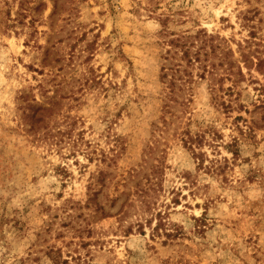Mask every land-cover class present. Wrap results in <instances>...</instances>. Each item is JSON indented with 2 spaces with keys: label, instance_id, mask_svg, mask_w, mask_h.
<instances>
[{
  "label": "rangeland",
  "instance_id": "374dc122",
  "mask_svg": "<svg viewBox=\"0 0 264 264\" xmlns=\"http://www.w3.org/2000/svg\"><path fill=\"white\" fill-rule=\"evenodd\" d=\"M0 264H264V0H0Z\"/></svg>",
  "mask_w": 264,
  "mask_h": 264
},
{
  "label": "trees",
  "instance_id": "16d2710c",
  "mask_svg": "<svg viewBox=\"0 0 264 264\" xmlns=\"http://www.w3.org/2000/svg\"><path fill=\"white\" fill-rule=\"evenodd\" d=\"M192 143V142H191ZM155 229V228H154Z\"/></svg>",
  "mask_w": 264,
  "mask_h": 264
}]
</instances>
